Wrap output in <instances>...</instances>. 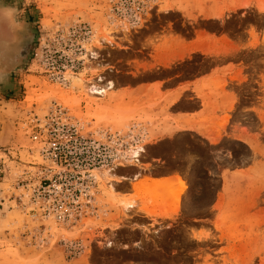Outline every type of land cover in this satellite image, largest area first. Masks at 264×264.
Wrapping results in <instances>:
<instances>
[{
	"label": "rangeland",
	"instance_id": "rangeland-1",
	"mask_svg": "<svg viewBox=\"0 0 264 264\" xmlns=\"http://www.w3.org/2000/svg\"><path fill=\"white\" fill-rule=\"evenodd\" d=\"M0 14L21 37L0 74V264H264V0ZM142 168L177 173L130 185Z\"/></svg>",
	"mask_w": 264,
	"mask_h": 264
},
{
	"label": "flooded vegetation",
	"instance_id": "flooded-vegetation-1",
	"mask_svg": "<svg viewBox=\"0 0 264 264\" xmlns=\"http://www.w3.org/2000/svg\"><path fill=\"white\" fill-rule=\"evenodd\" d=\"M21 57L20 32L0 14V74L14 69Z\"/></svg>",
	"mask_w": 264,
	"mask_h": 264
},
{
	"label": "crops",
	"instance_id": "crops-1",
	"mask_svg": "<svg viewBox=\"0 0 264 264\" xmlns=\"http://www.w3.org/2000/svg\"><path fill=\"white\" fill-rule=\"evenodd\" d=\"M182 92L181 87H174L168 90H165L164 92H162L163 94L167 93L168 95H170V97L175 96L177 94H180ZM202 108L194 111V112H186V113H177L174 115V120L175 122L182 124L183 127L187 128V129H192L193 125L197 124V120L201 115V112L204 111V109H206L208 112V114L213 113V111H209V106H204V104H202ZM222 114V112H221ZM139 176H137V178L134 180V182H132L130 185H136L138 184L141 180H145L148 183H150L151 181L154 180H164L168 177L174 176L177 172H169V173H164V174H159L156 175L154 174L152 171L150 173L147 174V170L145 168H142L139 172ZM115 185H120V184H115ZM214 207L217 206V200L213 203Z\"/></svg>",
	"mask_w": 264,
	"mask_h": 264
},
{
	"label": "bare ground",
	"instance_id": "bare-ground-1",
	"mask_svg": "<svg viewBox=\"0 0 264 264\" xmlns=\"http://www.w3.org/2000/svg\"><path fill=\"white\" fill-rule=\"evenodd\" d=\"M91 57L94 56L93 52H90ZM110 86V85H108ZM105 90L104 88H102L101 86H98L97 84H90L88 86H86V94L89 96H93V94H101L103 93ZM142 151V147L141 146H136L134 148H132L129 152V158H131L135 163H137V157L139 156L140 152ZM184 189V187H182V189L180 191H182ZM129 207H131V203H126L125 204V208L128 209Z\"/></svg>",
	"mask_w": 264,
	"mask_h": 264
}]
</instances>
